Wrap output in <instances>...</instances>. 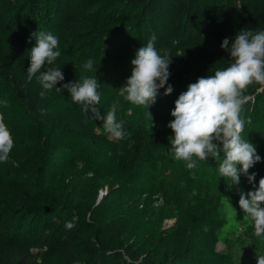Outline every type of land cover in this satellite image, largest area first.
Listing matches in <instances>:
<instances>
[{
  "label": "rangeland",
  "instance_id": "1",
  "mask_svg": "<svg viewBox=\"0 0 264 264\" xmlns=\"http://www.w3.org/2000/svg\"><path fill=\"white\" fill-rule=\"evenodd\" d=\"M106 1L0 0V115L14 141L7 161L0 162V244H23L41 262H54L55 244L69 241L76 248L74 264H166L165 257L186 247L189 258L170 264H257L264 236L254 235L238 201L239 190L252 191L264 178V95L244 92L240 113L242 138L261 157L249 169L256 173L253 184L242 175L230 189L231 182L219 175L220 161L212 157H193L192 170L175 160L168 124L189 84L225 68L222 59H231L222 41L233 39L241 23L264 15L262 0H251L250 8L246 0H199L188 12L177 1L163 32L136 24L137 7L114 0L107 10ZM36 31L59 40L61 55L41 69L61 68L64 80L56 87L98 76L101 115L119 101L117 121L130 124L122 139L85 114L66 89L41 97L39 80L28 82ZM153 36L158 53L172 57L165 88L170 84L173 91L165 96V88L159 89L146 109L124 100L119 88L131 75L136 51ZM88 59L92 70L83 67ZM45 103L52 109L34 110ZM132 128L141 140L131 135ZM33 190L39 193L35 200ZM34 209L40 210L29 216ZM67 222L74 226L66 228ZM150 248L156 255L146 254Z\"/></svg>",
  "mask_w": 264,
  "mask_h": 264
},
{
  "label": "clouds",
  "instance_id": "2",
  "mask_svg": "<svg viewBox=\"0 0 264 264\" xmlns=\"http://www.w3.org/2000/svg\"><path fill=\"white\" fill-rule=\"evenodd\" d=\"M32 36L36 43L29 52L27 80L31 82L33 77L39 80L45 90L40 92V96L44 97L53 88L58 92L66 89L73 102L82 106L85 114L91 113L92 119L103 121V128L108 134L117 140L122 139L125 135L123 123L116 118L119 101L106 115H101L97 107L100 102L98 76L56 87L64 80L61 68L49 67L43 72L41 69L45 63L52 65L61 55L56 50L59 40L45 31H36ZM155 39L153 36L136 51L135 58L130 61L131 75L119 88L124 100L146 109L155 103L158 90L165 88L170 76L172 57L158 53ZM221 48L229 53L232 62L226 68L216 70L214 75L198 78L178 96L171 112L174 119L168 124L174 133L169 143L174 159L185 161L190 170L197 167L193 157L200 161L209 157L219 160V175L231 182L228 184L231 189L239 186L242 175L249 184H253L256 173L249 174V169L261 161L256 146L242 138L245 120L240 113L247 87L253 83L264 84V31L240 30L233 39L225 38ZM83 67L92 70L93 60L88 59ZM172 91V85L168 84L164 95H170ZM13 146L11 133L0 115V162L7 161ZM253 187L254 190L246 193L238 189V204L244 216L252 221L254 235L260 237L264 236V178H260L258 187ZM73 226L71 222L66 223L68 229ZM256 260L257 264H264V255L256 254Z\"/></svg>",
  "mask_w": 264,
  "mask_h": 264
},
{
  "label": "trees",
  "instance_id": "3",
  "mask_svg": "<svg viewBox=\"0 0 264 264\" xmlns=\"http://www.w3.org/2000/svg\"><path fill=\"white\" fill-rule=\"evenodd\" d=\"M179 1L182 7L188 12V10L192 7L193 4L198 2L199 0H123L127 6L134 9L137 7L138 15H137V23L138 25L144 24L146 26L152 25L153 28L160 29V32H163L169 25V18L174 14L176 8V2ZM115 1L110 0L105 2V6L107 10H112L114 8ZM251 0H246L245 7L250 8ZM262 6H264V0H262ZM143 25V26H144ZM136 26V25H135ZM240 30H252L253 32L260 30L264 31V15L261 18H258L255 21H245L241 23V25L235 30V34ZM139 32V31H137ZM138 34V33H136ZM223 60V65L225 68L230 65L231 60L226 61ZM246 94H254V98L258 96L264 95V84L253 83L247 87L244 91ZM102 101H105L102 99ZM262 101L255 102V108L258 109L261 106ZM143 108V107H142ZM141 108V109H142ZM254 108V109H255ZM38 109H42V111H38ZM52 109V105L42 104V107L35 108L34 110L38 112H47ZM146 110V109H145ZM261 111V109L259 110ZM123 123L124 131H128L130 129V124ZM131 135L134 136L137 140L142 139V134L139 133L137 128H132ZM135 156L133 157V153H131V161L130 164L133 166L136 163L134 162ZM148 191V189H146ZM151 190V189H149ZM33 199L37 198L38 191L33 190ZM37 200V199H36ZM44 202V196L41 195L39 197L38 204ZM38 208V207H36ZM23 208L19 209L20 213H23ZM29 209H27L28 211ZM40 209H34V212L30 213L29 216H32L39 212ZM189 250V251H187ZM191 249L186 247V251L183 253H174L169 258H164V262L166 264H170L176 261L182 262L183 260L189 258V254L186 252H190ZM116 251L115 253H117ZM155 249L150 248L147 255H156ZM113 251V254H115ZM119 258H123V255L119 253L117 255ZM76 259V248L75 245L69 241H58L55 244V260L54 262H50L49 260H45L41 262L40 256L36 251L28 248L23 244L13 243L10 245L0 244V264H74ZM124 260V259H123ZM163 262V263H164Z\"/></svg>",
  "mask_w": 264,
  "mask_h": 264
}]
</instances>
